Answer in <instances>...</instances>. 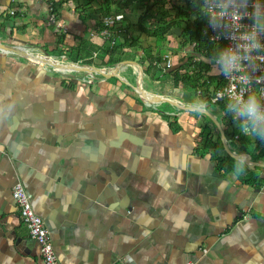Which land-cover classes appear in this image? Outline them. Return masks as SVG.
Here are the masks:
<instances>
[{"label":"crops","instance_id":"crops-1","mask_svg":"<svg viewBox=\"0 0 264 264\" xmlns=\"http://www.w3.org/2000/svg\"><path fill=\"white\" fill-rule=\"evenodd\" d=\"M157 1L182 27L202 11L192 0H133L122 12L126 22ZM53 3L55 19L47 0H0V39L48 52L61 38L64 49L91 47L82 59L99 65L100 0ZM111 8L110 15L121 13ZM179 33L172 30L159 49L172 67L192 52L179 45ZM132 36L155 47L152 37ZM122 71L139 74L132 63ZM61 76L0 51V264H43L12 197L17 183L51 233L57 264H264V169L251 182L245 165L219 171L201 144L209 118L151 108L111 80L69 84ZM162 77L146 81L202 105ZM247 154L264 164V143Z\"/></svg>","mask_w":264,"mask_h":264},{"label":"trees","instance_id":"trees-1","mask_svg":"<svg viewBox=\"0 0 264 264\" xmlns=\"http://www.w3.org/2000/svg\"><path fill=\"white\" fill-rule=\"evenodd\" d=\"M192 1L195 3L194 7L198 6L202 10L199 0ZM133 6V0H121L115 10L122 13L123 10L125 11L127 8L132 9ZM143 8V12H141L135 22L127 23L125 18H123L120 22L115 23L109 28V37L101 46L102 56H97L98 61H100V63L97 64L112 65L121 61L137 59L144 73L154 82L160 81L162 76H168L174 88L190 91L196 97V102L198 104H205L210 107L213 106L215 111L221 114V110H225L224 107L227 102L225 100H218L212 103L211 97L217 90L222 88L223 81L220 74H212L213 67L211 60L217 58V53L223 48V44L212 43L205 38L203 34V29L206 26L205 12L202 10L199 13H195L193 25L182 27L181 20H179L177 16H170L168 9L165 7V3L162 1L145 4ZM100 10L102 12V18L110 16V14H112L111 0H100ZM53 12H56L54 5ZM4 27V23L1 24L0 28ZM103 29L104 25L103 22H101V29L99 32ZM174 29L180 30L178 36L180 39L179 45L190 46L192 52L189 56H186L183 62L181 61L184 58H181L176 67H172L171 65V67L168 68L166 67L165 59L161 57L159 49L162 47V42L165 41L166 37ZM134 32L154 38L156 40L155 47H142L138 37L132 36ZM63 45V40L61 38L57 39L55 48L49 50L48 53L52 55L57 54L59 56L66 55L67 53L69 55L66 56L71 61L78 62L80 60L83 61L82 57L84 56L81 55L86 50L88 53L93 51L90 49L91 47L78 45L71 48L70 51L67 49V51H69L68 53L60 49ZM181 46H179V49H181ZM94 61L88 59L83 61V63L96 65ZM61 77L67 80L69 84L72 83V81H76L72 78ZM88 82L89 85L101 83L92 80ZM198 92L199 94L197 95ZM226 121V119L222 121L225 134L231 142L232 147L237 152L248 153L253 144L258 148L260 144L264 143V138L257 135L240 136L238 141L233 140V137L230 136L227 131ZM171 126H176V121L171 123ZM235 133H237V131H235ZM201 137L203 149L214 159L219 171H230L232 166H236L235 163L224 154L218 131L212 122L211 127L207 125L204 126ZM256 171V169L251 171L250 174L253 177L245 181L251 182L255 179L258 175Z\"/></svg>","mask_w":264,"mask_h":264},{"label":"built area","instance_id":"built-area-1","mask_svg":"<svg viewBox=\"0 0 264 264\" xmlns=\"http://www.w3.org/2000/svg\"><path fill=\"white\" fill-rule=\"evenodd\" d=\"M199 1L206 14V26L203 29L205 38L212 43H222L223 47L237 48L243 42L241 34L252 27L251 13L255 0H248L247 14L240 7V0ZM120 2L121 0H111L113 6H118ZM47 3L49 12L54 17L53 0H47ZM14 14V11L10 12V15ZM123 18L122 13H117L102 19L104 29L101 31V35L105 40H108L109 28ZM259 39L261 47L251 50L240 66L229 75L224 73L217 58L211 60L212 67L219 71L223 81L222 88L212 95V103L218 100H225L228 103L232 92H240L244 95L255 94L264 100V31L260 32ZM170 66L171 62L166 60V67ZM224 108L225 110H221V118L227 120V131L233 140L238 141L240 136H255L244 133L240 127V119L233 115L227 104ZM229 143L231 145L230 141ZM12 197L17 205L21 221L28 229L30 239L39 245L43 264H57L51 233L42 218L34 211L32 195L25 190L21 183H17L12 189Z\"/></svg>","mask_w":264,"mask_h":264},{"label":"water","instance_id":"water-1","mask_svg":"<svg viewBox=\"0 0 264 264\" xmlns=\"http://www.w3.org/2000/svg\"><path fill=\"white\" fill-rule=\"evenodd\" d=\"M9 53L14 56L36 66H42L53 72L59 73L64 77L74 78L80 81H114L125 87L126 91L132 94L135 98L139 99L145 105L151 108L158 107H174L185 112H190L205 116L209 118L212 124L218 131L220 140L223 146L224 154L235 164L239 159L245 161L244 165L255 170L256 168L264 169V164L255 162L251 159L249 154L237 152L229 143L225 134L222 118H219L211 110L204 106L194 105L186 100L178 97L165 96L160 94L151 84L146 81L145 73L137 62L134 61H121L112 65H93L85 64L81 61L73 62L66 55L56 56L42 50V54L30 51L25 46L7 42L0 39V51ZM132 63L138 67L139 74L136 77L127 76L123 71V67ZM55 68H62L66 73H61Z\"/></svg>","mask_w":264,"mask_h":264},{"label":"clouds","instance_id":"clouds-1","mask_svg":"<svg viewBox=\"0 0 264 264\" xmlns=\"http://www.w3.org/2000/svg\"><path fill=\"white\" fill-rule=\"evenodd\" d=\"M240 7L247 14L248 0H240ZM251 15L253 24L241 34L243 42L237 48L226 46L217 53V60L226 75L239 67L251 50L261 47L259 34L264 31V0H255ZM227 107L240 119V127L244 133L264 138V100L255 94L232 92ZM244 163L243 159L237 161L238 171L243 170Z\"/></svg>","mask_w":264,"mask_h":264},{"label":"rangeland","instance_id":"rangeland-1","mask_svg":"<svg viewBox=\"0 0 264 264\" xmlns=\"http://www.w3.org/2000/svg\"><path fill=\"white\" fill-rule=\"evenodd\" d=\"M28 47V46H27ZM32 49H34V50H32ZM60 49L61 50H64L65 52H68L69 53V51L71 50V49H69V48H63V47H60ZM67 49H69V51H67ZM29 50L30 51H32V52H35L36 51V49L34 48V47H32V48H29ZM35 53H38V54H42V51H40V52H35ZM71 53H72V51H71ZM66 55L68 56L69 54H67L66 53ZM56 56H58V55H56ZM96 62L97 63H99V61L98 60H96ZM127 73H129V74H131V75H137V69L136 68H133V67H129L127 70H125ZM137 71V72H136ZM124 72V71H123ZM125 73V72H124ZM127 76H128V74H127ZM145 78H146V80H148L150 83H153V80L149 77V76H145ZM163 78V77H162ZM160 81H163L162 79H160ZM165 83V85H166V87H169L170 88V86H171V81L170 80H168V81H166V80H164V82L162 83V84H164ZM177 91V90H176ZM175 91V92H176ZM183 93H187V92H184L183 91ZM173 94H176V93H173ZM188 94V93H187ZM193 94V93H192ZM204 107H209V109H211V110H213L214 112H216L215 111V109H214V107L212 106V107H210V106H207V105H205V104H202ZM173 109V108H172ZM193 114V113H192ZM194 115H196L197 116V114H194Z\"/></svg>","mask_w":264,"mask_h":264},{"label":"bare ground","instance_id":"bare-ground-1","mask_svg":"<svg viewBox=\"0 0 264 264\" xmlns=\"http://www.w3.org/2000/svg\"><path fill=\"white\" fill-rule=\"evenodd\" d=\"M6 52L9 53V50H6ZM55 70L61 73H66V70L62 68H55Z\"/></svg>","mask_w":264,"mask_h":264}]
</instances>
